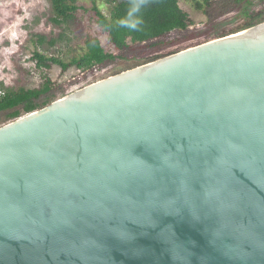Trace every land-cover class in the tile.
<instances>
[{"label": "water", "instance_id": "95a60500", "mask_svg": "<svg viewBox=\"0 0 264 264\" xmlns=\"http://www.w3.org/2000/svg\"><path fill=\"white\" fill-rule=\"evenodd\" d=\"M0 264H264V22L1 126Z\"/></svg>", "mask_w": 264, "mask_h": 264}, {"label": "rangeland", "instance_id": "374dc122", "mask_svg": "<svg viewBox=\"0 0 264 264\" xmlns=\"http://www.w3.org/2000/svg\"><path fill=\"white\" fill-rule=\"evenodd\" d=\"M110 1L119 0L96 1L99 9L108 18L114 6ZM249 1L251 4L248 11L264 10V0ZM80 3L87 11H80L76 20L69 25L56 26L51 21L53 15L50 0H0V85L16 91L39 89L49 79L55 85L54 91L58 100L81 87L147 64L152 56L184 51L223 34L236 32L247 21L244 17V4L238 6L218 2L205 13L196 10L193 0H181L180 7L189 14L194 26L187 31H176L164 36L158 40V48L152 49L149 48L150 44H143L119 52L95 24L90 13L92 2L81 0ZM89 35L96 37L106 51L129 58H120L104 67L85 72L73 66L63 70L52 64H49L48 69L38 68L34 58L36 52L69 64L72 59L83 55L85 40ZM3 119L4 115H0V122ZM5 124H0V127Z\"/></svg>", "mask_w": 264, "mask_h": 264}, {"label": "trees", "instance_id": "16d2710c", "mask_svg": "<svg viewBox=\"0 0 264 264\" xmlns=\"http://www.w3.org/2000/svg\"><path fill=\"white\" fill-rule=\"evenodd\" d=\"M81 0H50L52 11V23L56 26L73 23L80 11H87L80 3ZM93 6L90 11L95 24L103 34L107 35L109 43L119 52L134 49L135 46L150 44L149 48L159 47L158 40L164 36L176 32L187 31L194 22L188 13L180 7L181 0H119L110 1L114 4L110 18L106 17L96 4L97 0H89ZM195 8L201 12H207L216 3L223 2L225 5L244 4V17L246 23L236 32L223 34L222 38L264 22V10L259 12L248 11L249 0H193ZM44 41V39H41ZM54 44V43H52ZM177 53V52H175ZM164 56H152L149 63ZM34 58L39 69H48L50 65H57L63 70L75 67L79 71H89L97 67H104L107 63L118 59H128V56H116L102 46L96 37L87 36L85 51L79 58H74L67 64L60 59L47 58L36 52ZM50 64V65H49ZM52 81L46 79L39 89L13 90L0 85V115L4 119L0 124L16 120L34 111L40 110L57 100ZM83 88V87H81ZM80 88V89H81Z\"/></svg>", "mask_w": 264, "mask_h": 264}]
</instances>
